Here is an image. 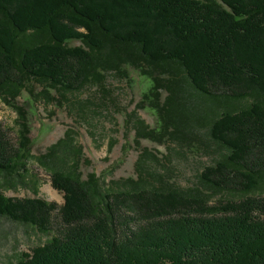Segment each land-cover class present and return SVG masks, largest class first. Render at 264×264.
Here are the masks:
<instances>
[{
  "label": "trees",
  "instance_id": "trees-1",
  "mask_svg": "<svg viewBox=\"0 0 264 264\" xmlns=\"http://www.w3.org/2000/svg\"><path fill=\"white\" fill-rule=\"evenodd\" d=\"M127 66L152 80L140 107L160 120L152 128L137 117V143L188 136L195 113L185 81L216 102L249 103L195 115L209 122L221 155L191 188L163 176L144 184L148 170L113 186L95 173L84 178L82 146L67 130L39 158L62 206L8 196L0 185V217L51 235L17 264H264V0H0V99L19 125L13 143L0 123V179L23 182L34 157L23 91L56 99L52 91L105 87ZM57 147L67 158L61 168ZM219 192L234 197L211 204Z\"/></svg>",
  "mask_w": 264,
  "mask_h": 264
},
{
  "label": "rangeland",
  "instance_id": "rangeland-1",
  "mask_svg": "<svg viewBox=\"0 0 264 264\" xmlns=\"http://www.w3.org/2000/svg\"><path fill=\"white\" fill-rule=\"evenodd\" d=\"M77 44L80 41H71V45ZM126 70V76L109 74L105 87L89 85L81 91L64 94L52 91L56 99L40 97L35 101L27 91H23L18 100L29 110L34 157L28 163L23 182L13 186L11 179H0L6 195L42 197L58 206L63 205V193L54 188L52 175L39 158L65 137L67 130H72L73 142L82 146L81 171L84 178L95 173L102 181L113 186L115 180H139L141 170L145 174L148 170L153 175L146 174L144 184L159 181L162 176L181 188L198 184L200 172L218 159L221 152L210 137L209 122L198 121L195 115L212 119L226 108L247 106L249 99L222 104L200 96L185 81L188 100L195 113L186 126L188 136L180 138L181 141L166 140L162 143L143 138L137 143L135 119L142 118L152 128H158L160 120L157 111L148 103L140 107L144 94L152 86V80L131 66H127ZM166 95L167 91H163L162 100ZM17 119L15 109L0 99V123L13 143L18 140ZM146 148L148 153L141 160L140 155ZM56 150L55 164L61 168L64 164L61 161L67 158L64 149L57 147ZM232 197L219 192L213 194L210 203L218 204ZM56 221L59 222L58 214ZM55 227L53 233L57 231V225ZM50 236L33 224L0 217V264H17L23 252H31L32 248L45 243Z\"/></svg>",
  "mask_w": 264,
  "mask_h": 264
}]
</instances>
